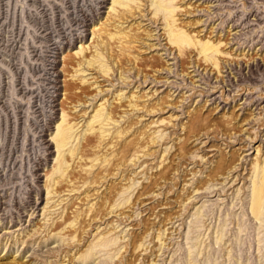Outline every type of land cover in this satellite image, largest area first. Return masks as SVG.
<instances>
[{
  "label": "rangeland",
  "instance_id": "374dc122",
  "mask_svg": "<svg viewBox=\"0 0 264 264\" xmlns=\"http://www.w3.org/2000/svg\"><path fill=\"white\" fill-rule=\"evenodd\" d=\"M104 1L0 0V264H264V207L250 211L264 157V0H173L177 25L218 47L220 73L195 47L178 57L166 37L159 45L149 33L162 22L134 14L121 27L135 35L126 57L107 42L108 78L74 59L80 47L93 55ZM102 104L101 147L69 158L52 185L61 109L74 126L67 150Z\"/></svg>",
  "mask_w": 264,
  "mask_h": 264
},
{
  "label": "bare ground",
  "instance_id": "6f19581e",
  "mask_svg": "<svg viewBox=\"0 0 264 264\" xmlns=\"http://www.w3.org/2000/svg\"><path fill=\"white\" fill-rule=\"evenodd\" d=\"M103 2L106 1L103 0ZM172 4L173 0H110V7L108 8V13L106 14L105 21L100 24L97 29H93L91 32L93 37L92 48L95 49L93 55H91V52L87 53V50H91V48L80 47L78 52L74 55V59L77 58L75 60H78L75 66H86L89 69H97L99 75H101L102 77H111L112 73L114 72L113 69L115 63L107 64L108 62H104V59L106 57L104 56L103 52H107L109 50V48L107 47V42L109 43L112 41L115 43L116 47L114 49L117 50L116 53L118 60H120V57H126V52L130 49L131 45L136 43L135 35L131 34L130 30L128 29L122 30L121 27L128 22V19H130L131 16L137 14L143 17L152 15V17L149 19V21L153 20V22H151L152 24H159L160 22H162L161 26L163 28L159 29L163 31L162 35H158V33L152 34L154 30L156 31L158 29L157 26L153 31H150L149 33L150 38L156 37V39L154 40H156L159 45L160 36L166 37L167 44L175 49L178 57L183 56L187 53L186 51L188 50V46L195 47L197 49L198 55L202 56L204 61L209 62L214 69H218L217 71L218 73H220L219 71L221 70V67L219 66L218 60L220 51L218 47L215 45H210L209 42L201 43L189 37L182 30V28L177 25L176 10L178 9V7ZM144 7L148 9L147 12L144 10ZM72 59H70V62ZM170 72L171 69H168L167 74H170ZM120 78L121 75L119 76V79ZM145 79L146 77L143 79L142 83L145 82ZM76 90V85H72L71 88L65 87L64 91H69V94H72V92H76ZM97 93H99V91L96 92V94ZM95 97L96 95L92 96V100H95ZM61 112V122L57 126L55 136L52 139L58 156L56 159V166L51 175L59 174V176L54 178L52 185L57 184L58 181H61L65 177L69 158H78V155L83 156L90 149H99L101 147V142L103 141L104 137L103 134L106 132L105 130H103V126H108L109 121L112 120V117H110V113L105 110L103 104L99 105L98 107H96V110L92 111L94 114L90 117V121L87 123V127L84 131V133L86 132L87 134H84L82 136V140L84 142L81 144V146H77L73 149L70 147L67 150H63L67 145L70 144V140L72 138V135L74 134V132H72L74 126L67 122L65 113L62 109ZM95 124L97 125L94 126ZM200 125V121H195V128L199 127ZM94 138H97L96 145H93V143H95L93 141ZM227 138H229V135H227ZM255 150L258 154L259 150L257 148ZM64 152H67L69 156H62V153ZM262 156H264V152L262 153ZM227 163L228 162L226 160L218 162V170H221L222 167L231 166V164L229 165ZM232 169L234 170L235 168L233 167ZM215 171H217V169ZM253 174V179L250 182V211L251 215H253L255 218H258L260 215H262L261 212L264 207V157L260 162L255 161L253 165L252 175ZM96 181L97 180H94V178L87 179V183L89 182L90 184L95 183ZM99 209L98 211H100ZM86 258H88V256L84 257L85 260Z\"/></svg>",
  "mask_w": 264,
  "mask_h": 264
}]
</instances>
